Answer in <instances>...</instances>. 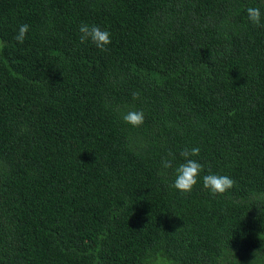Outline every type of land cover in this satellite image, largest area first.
Returning <instances> with one entry per match:
<instances>
[{
	"label": "trees",
	"instance_id": "obj_1",
	"mask_svg": "<svg viewBox=\"0 0 264 264\" xmlns=\"http://www.w3.org/2000/svg\"><path fill=\"white\" fill-rule=\"evenodd\" d=\"M0 42V264H264V0H0Z\"/></svg>",
	"mask_w": 264,
	"mask_h": 264
},
{
	"label": "clouds",
	"instance_id": "obj_2",
	"mask_svg": "<svg viewBox=\"0 0 264 264\" xmlns=\"http://www.w3.org/2000/svg\"><path fill=\"white\" fill-rule=\"evenodd\" d=\"M248 19L255 25H261L262 13L258 7L247 8ZM29 30L28 24H22L18 28V32L14 37L19 43H23ZM80 42L85 43L91 41L101 51H106V45L111 43V34L108 30L102 29L98 25H89L81 23L79 27ZM140 97L139 91L132 93L133 100H137ZM144 112L131 108L128 111L122 113V119L124 122L131 124L133 127H139L144 123ZM200 153L199 147H193L191 149L185 147L179 153L184 158V161L175 167V179L172 183V187L181 192H191L193 187L198 182V177L203 170V165L191 157L198 156ZM168 156H173L171 151L168 152ZM162 167L164 169L173 168V162L167 157L162 158ZM203 187L209 189L211 193L223 194L233 188L235 181L228 175L215 174L209 171L208 174L203 176Z\"/></svg>",
	"mask_w": 264,
	"mask_h": 264
},
{
	"label": "rangeland",
	"instance_id": "obj_3",
	"mask_svg": "<svg viewBox=\"0 0 264 264\" xmlns=\"http://www.w3.org/2000/svg\"><path fill=\"white\" fill-rule=\"evenodd\" d=\"M0 44H1V42H0Z\"/></svg>",
	"mask_w": 264,
	"mask_h": 264
}]
</instances>
